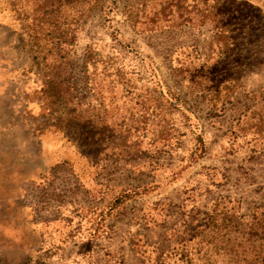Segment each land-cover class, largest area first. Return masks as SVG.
<instances>
[{
  "label": "trees",
  "instance_id": "1",
  "mask_svg": "<svg viewBox=\"0 0 264 264\" xmlns=\"http://www.w3.org/2000/svg\"><path fill=\"white\" fill-rule=\"evenodd\" d=\"M0 12L18 30L19 54L30 62L23 72L42 76V103L51 106L52 120L63 123L74 146L83 143L82 149L95 151L103 142L117 156L158 159L178 148L188 133L192 147L187 160L195 163L206 145L188 96L198 95L217 114L237 99L236 93L252 106L235 119L233 130L243 135L252 130V148L264 146V0H0ZM116 15L135 35H189L162 52L173 85L152 57L124 41L113 26ZM93 17L108 32L109 51L89 42L78 50L80 33ZM128 55L135 59L134 70L127 69ZM251 65L256 68L250 70ZM256 73L261 90L251 86ZM98 124L105 128L101 138ZM81 128L84 133L78 132ZM207 170V185L224 181L217 168ZM202 187L186 193L173 214L158 203L156 215L172 222L162 223L157 241L132 237L129 249L137 264H264V185L261 201L246 207ZM138 190L151 187L115 191L108 197L107 213L139 195ZM146 216V226L154 223L152 214Z\"/></svg>",
  "mask_w": 264,
  "mask_h": 264
},
{
  "label": "rangeland",
  "instance_id": "2",
  "mask_svg": "<svg viewBox=\"0 0 264 264\" xmlns=\"http://www.w3.org/2000/svg\"><path fill=\"white\" fill-rule=\"evenodd\" d=\"M13 24L8 14L0 12V264L38 259L45 264H137L129 249L132 237L157 241L162 223L172 222L156 215L158 203L173 214L174 206L196 185L206 186L214 195L236 198L243 207L261 201L264 146L252 148L256 137L252 130L244 136L232 128L243 110L252 106L243 93H236L237 99L217 114L198 95L188 96L206 145L205 155L195 163L187 160L192 147L188 133L178 148L158 159L130 153L117 156L103 142H97L95 151L84 150L83 143L74 146L68 141L63 123H55L48 111L51 106L42 103V76L38 79L33 72H23L30 62L19 54L18 30ZM113 26L126 43L152 57L170 83L162 52L176 41L186 42L189 35H135L118 15ZM107 34L99 20L91 18L80 33L78 50L89 42L109 51L112 42ZM130 56H126V66L134 70L135 59ZM255 68L251 65L250 70ZM256 75L251 86L261 90ZM96 132L101 138L105 128L98 124ZM72 138L78 139L74 134ZM212 167L226 177L207 185V168ZM144 185L151 190H138L139 195L107 213L108 197L115 191ZM183 203L188 204V199ZM148 213L155 221L146 226Z\"/></svg>",
  "mask_w": 264,
  "mask_h": 264
}]
</instances>
